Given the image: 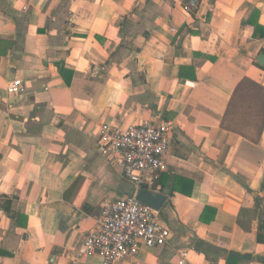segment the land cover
<instances>
[{
	"label": "crops",
	"instance_id": "obj_1",
	"mask_svg": "<svg viewBox=\"0 0 264 264\" xmlns=\"http://www.w3.org/2000/svg\"><path fill=\"white\" fill-rule=\"evenodd\" d=\"M259 54L264 0H0V264H104L76 250L133 187L99 128L163 120L170 236L111 264H264V126H221Z\"/></svg>",
	"mask_w": 264,
	"mask_h": 264
},
{
	"label": "built area",
	"instance_id": "obj_2",
	"mask_svg": "<svg viewBox=\"0 0 264 264\" xmlns=\"http://www.w3.org/2000/svg\"><path fill=\"white\" fill-rule=\"evenodd\" d=\"M189 5L194 7L196 0H189ZM6 91L24 92V81L13 79L7 84ZM172 131L173 123L167 120L158 124L130 125L123 130L101 124L97 149L120 165L124 177L133 187V194L102 203L97 225L85 235L76 250V258L98 254L104 264H111L133 257L142 245L157 247L167 244L168 227L158 220L157 210L141 202L136 192L155 190L165 168L164 159L169 151ZM177 264H191L185 251L180 252Z\"/></svg>",
	"mask_w": 264,
	"mask_h": 264
},
{
	"label": "trees",
	"instance_id": "obj_3",
	"mask_svg": "<svg viewBox=\"0 0 264 264\" xmlns=\"http://www.w3.org/2000/svg\"><path fill=\"white\" fill-rule=\"evenodd\" d=\"M221 126L258 142L264 126V86L246 77L241 79L231 94Z\"/></svg>",
	"mask_w": 264,
	"mask_h": 264
},
{
	"label": "water",
	"instance_id": "obj_4",
	"mask_svg": "<svg viewBox=\"0 0 264 264\" xmlns=\"http://www.w3.org/2000/svg\"><path fill=\"white\" fill-rule=\"evenodd\" d=\"M257 61L261 65H264V54H259ZM130 194H133V190L130 191ZM169 194V190L167 189H163L161 192L140 189L136 192V196L141 202L152 206L156 210L167 200Z\"/></svg>",
	"mask_w": 264,
	"mask_h": 264
}]
</instances>
